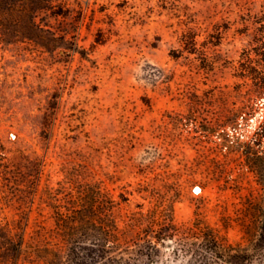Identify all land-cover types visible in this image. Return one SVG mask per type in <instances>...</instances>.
<instances>
[{"label": "rangeland", "instance_id": "rangeland-1", "mask_svg": "<svg viewBox=\"0 0 264 264\" xmlns=\"http://www.w3.org/2000/svg\"><path fill=\"white\" fill-rule=\"evenodd\" d=\"M261 40L264 0H0V221L26 229L18 264H60L57 217L89 186L113 264H264L241 244L247 204L264 218V93L237 77ZM171 214L245 251L200 259L184 227L154 249ZM89 238L68 264H109Z\"/></svg>", "mask_w": 264, "mask_h": 264}, {"label": "trees", "instance_id": "trees-1", "mask_svg": "<svg viewBox=\"0 0 264 264\" xmlns=\"http://www.w3.org/2000/svg\"><path fill=\"white\" fill-rule=\"evenodd\" d=\"M242 60L237 68V77L245 79L246 83L251 80L253 86H258L259 92L264 93V40L256 43L250 51L247 50ZM260 135L264 137L263 133ZM253 154L252 163L257 165L259 159L263 157L257 153ZM79 193H81V196L76 197L75 210L69 211L64 218L57 217L58 223L65 232L63 237L67 247L59 258L60 264H68L67 262L73 261V256L77 254V245L88 237H90L97 257L101 261H106L109 264L118 263L116 258L110 257V250L107 246L110 236L106 231V223L103 217L104 192L101 188L89 186ZM260 207L261 202L258 200L247 204L246 208L249 209L252 218L250 225L245 227L244 234L246 236L244 242L241 243L251 245L254 251L264 246V218ZM141 225L142 222L139 218L131 217L127 229L129 232L134 231ZM157 227L158 231L153 236L156 242L154 249H157L158 244L166 240H174L177 233L181 232L179 229L184 227L182 234L191 235L193 240L192 242L182 243L180 249L185 253L196 255L200 259H208L209 253H215V257L222 260V257L218 255L219 251H245V248L241 246L239 248L231 247L228 240L216 236L213 230L202 222L199 214L189 225L183 224L181 227L171 214L167 216L163 223L159 224L157 222ZM15 228L19 229V232H13ZM15 228L11 227L8 222L0 221V264H10L12 261L18 264L25 245L26 229L17 226ZM196 230H200L202 235L195 237L194 232ZM147 249L149 251L151 248L148 247ZM139 251L143 254L144 250ZM230 258L231 264H240L242 261L248 260L246 255L242 253L234 254Z\"/></svg>", "mask_w": 264, "mask_h": 264}, {"label": "bare ground", "instance_id": "bare-ground-1", "mask_svg": "<svg viewBox=\"0 0 264 264\" xmlns=\"http://www.w3.org/2000/svg\"><path fill=\"white\" fill-rule=\"evenodd\" d=\"M197 190H200V188L198 187Z\"/></svg>", "mask_w": 264, "mask_h": 264}]
</instances>
